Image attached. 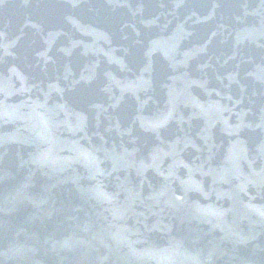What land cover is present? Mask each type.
Wrapping results in <instances>:
<instances>
[{"label":"water","instance_id":"95a60500","mask_svg":"<svg viewBox=\"0 0 264 264\" xmlns=\"http://www.w3.org/2000/svg\"><path fill=\"white\" fill-rule=\"evenodd\" d=\"M0 264H264V0H0Z\"/></svg>","mask_w":264,"mask_h":264}]
</instances>
